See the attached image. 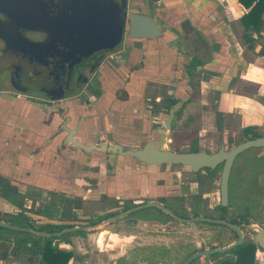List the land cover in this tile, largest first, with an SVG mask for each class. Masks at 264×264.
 <instances>
[{
	"label": "crops",
	"instance_id": "crops-1",
	"mask_svg": "<svg viewBox=\"0 0 264 264\" xmlns=\"http://www.w3.org/2000/svg\"><path fill=\"white\" fill-rule=\"evenodd\" d=\"M127 2L129 12L151 17L161 32L151 40H136L142 44L134 48L136 72L129 82L117 79L106 95L89 98L92 106L79 108L67 101L62 104L63 111L42 109L37 101L23 95L0 98V179L13 188L20 203V195H36L24 197L27 209L32 204L41 205L44 198L48 202L50 197L91 204L105 193L110 179L104 164L98 165L96 174L91 168L95 162L90 161L94 156L65 144L66 129H74V137L86 145L112 140L129 144L133 133L146 129L148 117L141 102L146 94L160 97L165 93L177 102L172 129L175 124L192 121L186 113L196 103L211 104L214 109L211 118L204 117V123L219 117L220 123L239 122L241 129H264V56L260 54L264 27L253 34L255 43L247 49L239 23L247 10L237 0ZM122 58L117 57L114 63L118 72L123 67ZM165 113L160 107L155 122L164 125ZM197 136L201 147V133ZM59 207L55 206V213H61ZM11 210H15L12 204L0 194V212ZM73 211L78 214L83 210ZM52 222L62 223L46 219V223ZM6 258L8 262L0 259V264L22 262L10 255Z\"/></svg>",
	"mask_w": 264,
	"mask_h": 264
},
{
	"label": "flooded vegetation",
	"instance_id": "flooded-vegetation-1",
	"mask_svg": "<svg viewBox=\"0 0 264 264\" xmlns=\"http://www.w3.org/2000/svg\"><path fill=\"white\" fill-rule=\"evenodd\" d=\"M39 1H51L52 5H50V9L45 11L50 20H46V25L42 31H27L23 33L26 38L35 42H44L50 38V28L53 29L50 24L53 21L51 18L57 17V8L61 6V1L89 0ZM130 16L131 15L128 14V18H130ZM2 22L6 23V18L0 14V23ZM4 36L0 28V93L14 96L23 95L33 101H44L52 105L57 103L66 105L67 101H72L73 104H77L79 108L86 107L87 105L92 106V103L89 102V98L91 96H97V98H99L106 95V92L111 90L112 85L117 83V79H123L126 82L131 80L130 76L132 72H136V65L133 61L136 58L134 48L142 44L136 41V39L130 38L127 25L119 51L115 53H99L96 57L98 67L94 70H92L90 64L79 67V77H77L73 86L77 94L65 101L53 102L40 97H29L25 95L22 92V88L15 83L11 73L12 70H10L7 65V57L12 54L10 52L5 53L7 49ZM122 53L125 58H122ZM117 57L120 59L122 58L123 61L121 72L115 70L116 66L114 63ZM130 63L133 65L128 68L127 65ZM163 97L164 100L162 102L161 100ZM141 98L142 101H139L143 102L144 110L148 117L146 129L138 132L133 131L135 134L133 133V138H128L129 144L119 143L118 140H112L110 143L103 142L86 145L78 141L85 146L99 147V145H105L106 148L119 146L121 151L141 150V148L149 142H153L156 146L160 145L164 150L176 153L204 151L201 150L197 144L192 148L187 146V149L182 147L185 145H178V148H172L166 145L167 142L169 144L172 142V137L167 138L166 136L167 133H170L172 130L171 121L173 118L169 125H167L165 121L169 117L170 110L177 105L171 104V101H175L174 99H170L165 93H162L160 97L158 95L154 96L153 93H151ZM101 105L102 103L100 106ZM160 107L166 110L165 115L167 118L164 121V125H159L155 122ZM221 128L222 127L219 126L220 130ZM262 132L264 133V129H262ZM164 146H167L168 149L164 148ZM221 147L225 149L223 145H221ZM193 148H196V151H192ZM73 150H77L84 155L94 156L90 157V161L95 162L94 166H91V168L96 174L98 173V165L103 163L107 176L110 179L108 182L110 186L107 187L106 192L97 195V200L95 202H91V204L87 202L92 206V204L94 205L95 203L106 204L112 203L113 201L111 204L112 207L105 213H96L95 216L86 217V219L97 220L98 217L106 216V218L103 219L105 221L108 218L128 212L120 219L108 222L104 226H109L111 230L114 231L113 226L115 224L124 222L125 226L122 230H115L113 233L115 235L133 233V239L135 240L140 239L138 236L140 233L137 231L140 226L150 228L152 233L164 232L169 235L167 238L169 243L156 247L150 244H136L139 247L128 250L120 248L117 251L118 255L110 257L111 259L108 260L107 264H185L187 259L193 254L201 252L191 249V233L188 227L192 224H203L214 228L209 232V237H207V239H215L219 244L223 243L221 247H213L207 250L222 249L235 244L239 240L238 232L230 227V225L237 228L241 233L240 243L235 248L239 246H252L253 248L257 247L260 249L255 241V236L260 231L264 232V191L260 192L257 188L254 190L252 184H249V181H251L250 179H252V181L256 179L257 186H264V183L260 181L264 177V154L259 155L260 157L236 156L232 160L229 168L226 196H224L221 190L224 161L219 162L213 168L204 167L196 172H192L189 168L180 165L149 166L136 159H131L129 156L121 155L117 151L115 153L107 151L104 153L98 151L87 153L80 149ZM205 152L214 153L211 151ZM160 167H164V169L160 171ZM183 175H185L186 181H179L178 178L181 179ZM83 183L85 184L86 181L82 180V185H84ZM139 184H141V186H139ZM213 185L216 187H212ZM200 186L206 188L199 192L197 190ZM213 189L214 192L212 191ZM16 198L17 194L15 200ZM77 201L80 200H73L72 204ZM81 202V207L76 210H83L86 201ZM148 203H153L157 206L146 207ZM12 206L15 209V206ZM159 207L167 209L170 214L161 210ZM15 210V212H10L9 214L12 213V215H15L18 212L17 209ZM77 218L82 219V217ZM195 218H202L205 220L193 221ZM0 221L10 224L9 220L0 219ZM101 221L102 220L93 224H88L87 222L83 223L86 224L85 226H94L102 223ZM57 224H64V222ZM153 230H155V232ZM235 248L224 253L232 254V257L221 259L217 264L222 261L234 262L235 255L232 251ZM216 255L221 254L208 256ZM193 261L189 264H192Z\"/></svg>",
	"mask_w": 264,
	"mask_h": 264
},
{
	"label": "water",
	"instance_id": "water-1",
	"mask_svg": "<svg viewBox=\"0 0 264 264\" xmlns=\"http://www.w3.org/2000/svg\"><path fill=\"white\" fill-rule=\"evenodd\" d=\"M127 0H89V1H61L57 17L50 23V38L44 42H35L24 36V32H40L50 20L45 13L50 9L51 1L39 0H0V14L6 18V23H0L5 46L11 56L7 57V65L12 70L15 83L22 88V92L29 97H40L48 101L62 102L74 97L77 92L73 89L74 82L79 77L78 68L90 64L92 70L98 67L96 57L101 52L115 53L121 48L125 31L129 30L130 38L138 40H151L161 35L155 22L149 16L131 13L127 9ZM55 7V6H54ZM128 14H131L128 18ZM1 99H10L5 93H0ZM42 109L49 108L57 111L63 106L61 103L52 105L40 101L36 103ZM179 105L173 107L165 121L169 125ZM66 120V119H65ZM65 144L72 149L84 152L98 151L101 153L116 151L131 159H136L146 165L187 167L192 172L201 168H213L224 161L221 190L226 196L229 168L232 160L242 152L251 148H264V136L244 141L228 150L221 147L214 153L198 151L194 153H176L164 150L153 142L146 143L141 150L121 151L119 146L106 148L105 145L85 146L74 135V129H66ZM264 183V177L260 180ZM148 206H157L153 203ZM166 213L167 209L159 207ZM128 213V212H127ZM123 213L103 221L99 225L69 227L60 232L46 233L29 228H20L0 221V227L12 231H22L34 235L60 237L76 231L93 230L103 227L106 223L120 219ZM198 218L193 221H203ZM215 222V221H214ZM239 240L228 247L201 251L193 254L185 264L196 258L214 254H224L239 245ZM260 249L264 250V232L255 236Z\"/></svg>",
	"mask_w": 264,
	"mask_h": 264
},
{
	"label": "rangeland",
	"instance_id": "rangeland-1",
	"mask_svg": "<svg viewBox=\"0 0 264 264\" xmlns=\"http://www.w3.org/2000/svg\"><path fill=\"white\" fill-rule=\"evenodd\" d=\"M156 94L157 93H153L154 96H156ZM159 95L161 96V94ZM163 100L164 97L161 101L163 102ZM212 112H214V109L211 104L205 107L198 106V103H196L194 109H191L186 113V115L191 117L192 121L187 125H185L184 122L175 124L171 134L167 133L166 136L167 138L172 137V142L169 145H166L171 146L172 148H178V145L180 144L179 142L181 141L185 145L182 146L184 149H187V146H190L189 148H192L198 143V133H201V138H199L203 140V142L201 143V147L199 148L204 151L214 152L215 150L219 149L221 145H223L225 149L228 150L246 140V137L242 134V126L237 121L230 123L226 121L224 124L223 122L220 123L219 117H215V122L210 121V123H204V117L211 118V114H213ZM219 126L222 127L221 130L219 129ZM223 126L226 127V129L223 130ZM167 146H164V148L168 149ZM261 154H264V148H251L242 152L237 157H260L259 155ZM159 169L160 171H162L164 167H160ZM184 176L185 175H183L181 179L178 178V180L186 181V177ZM250 180L251 181H249V184H252L254 190H256L257 188V190L260 192L264 191V186H257L256 179H254L255 182L252 181V179ZM212 187L216 186L213 185ZM205 188L206 187L200 186L197 191L200 192ZM212 191L214 192V189ZM31 195L34 198L36 197V195L33 194H27L23 196L20 195V201H22V209L25 210L26 216L30 219L28 220V224L32 225L35 228L43 226L46 223V219H53L55 220V222H64V224L72 222L75 227L85 226L86 224H84L83 221H80V219L77 217L86 219V217L95 216L96 213H105L110 207H112L111 204L113 203V201L112 203L106 204L95 203L91 206L88 202H85L83 211L80 213L78 212L77 214L73 211L75 208H73V204L68 199H58L57 197H50L48 202L47 199L44 198L41 205L35 206V204H32V206L30 205V208L27 209L24 207V204H26L25 199L28 198L27 196L31 197ZM36 199H38V196ZM47 203H49V205ZM57 205L60 206L59 209H61V213L60 210L55 213L54 208ZM196 211L200 212L199 210ZM11 212L13 213L15 211L11 210ZM12 213L9 214L7 212H0V219L11 221L12 217H14ZM41 216L43 218H40ZM103 221L104 220H102L101 222ZM124 226V222H121L115 224L113 226V229L114 231L122 230ZM188 228H190L191 249L193 251H203L213 247L223 246V243L219 244V242L215 241V239H207V237H209V232L214 228L210 226L208 227L207 225L203 224H192L189 225ZM114 231H112L111 227L109 226L99 227L94 230H86L84 231L83 236H72L70 238L71 242L69 245L59 243V247L72 252L73 256L68 264H107L108 260L111 259L110 257L118 255L117 251L120 248H125L128 250L134 247H139L136 244H150L153 245V247H156L162 244L169 243L167 240L169 235L164 232L152 233V230H150V228L148 227H139V229L137 230L140 233L138 235L140 237L139 240L133 239V233L115 235L113 233ZM153 231L155 232V230ZM108 232H110L111 234ZM230 257H232V254L200 257L195 262V264H217L219 260ZM3 261L8 262V258L5 257ZM253 262L254 264H264L263 249H258L257 247L255 248ZM20 264L27 263L22 261Z\"/></svg>",
	"mask_w": 264,
	"mask_h": 264
},
{
	"label": "trees",
	"instance_id": "trees-1",
	"mask_svg": "<svg viewBox=\"0 0 264 264\" xmlns=\"http://www.w3.org/2000/svg\"><path fill=\"white\" fill-rule=\"evenodd\" d=\"M237 2L247 10L239 19V23L243 27L241 40L247 49H251L255 43L253 34H259L264 27L262 16L264 15V0H237ZM260 54L264 56V45H262ZM171 104H176V101H171ZM242 134L246 137L245 141L262 137L264 134L261 128L246 127L242 129ZM192 151H196L193 148ZM0 193L7 199L18 212L13 215L9 223L20 228H29L35 231L55 233L66 228L73 227L71 223L56 224L45 223L39 228H35L28 224L29 217L26 216L25 210L22 209L20 202L15 200L16 193L6 181L0 179ZM81 201L73 202V208L79 209ZM106 216L98 217L97 220L80 219V221L93 224L103 220ZM84 231H76L70 234H65L60 237H50L34 235L28 232L12 231L0 227V259H4L7 255L24 261L27 264H68L72 259V252L59 247V243L69 245L72 236H83ZM256 247L235 248L232 252L235 255V261H222L219 264H254V251ZM198 259H195L192 264ZM36 261V262H35Z\"/></svg>",
	"mask_w": 264,
	"mask_h": 264
}]
</instances>
